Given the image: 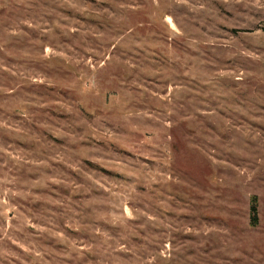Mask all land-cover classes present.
<instances>
[{
  "label": "rangeland",
  "instance_id": "374dc122",
  "mask_svg": "<svg viewBox=\"0 0 264 264\" xmlns=\"http://www.w3.org/2000/svg\"><path fill=\"white\" fill-rule=\"evenodd\" d=\"M0 264H264V0H0Z\"/></svg>",
  "mask_w": 264,
  "mask_h": 264
},
{
  "label": "trees",
  "instance_id": "16d2710c",
  "mask_svg": "<svg viewBox=\"0 0 264 264\" xmlns=\"http://www.w3.org/2000/svg\"><path fill=\"white\" fill-rule=\"evenodd\" d=\"M251 212H252L251 224H252V226H257L259 223V215H258V206H257V198L256 197L253 200Z\"/></svg>",
  "mask_w": 264,
  "mask_h": 264
}]
</instances>
